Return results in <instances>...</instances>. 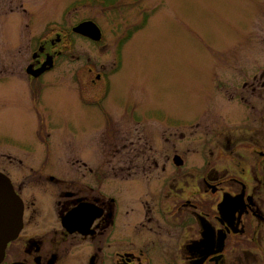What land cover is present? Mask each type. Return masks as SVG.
Listing matches in <instances>:
<instances>
[{"label":"rangeland","instance_id":"1","mask_svg":"<svg viewBox=\"0 0 264 264\" xmlns=\"http://www.w3.org/2000/svg\"><path fill=\"white\" fill-rule=\"evenodd\" d=\"M102 2L0 0V171L23 186L28 201L38 196L47 213L54 212L53 195L39 189L46 185L40 171L28 168L66 171L74 152L87 160L79 149L86 145L94 149L95 163L105 162L106 125L100 119L107 112L111 130L130 126L122 112L141 119L143 138H149L153 114L159 161L167 150V124L185 123L180 127L194 147L202 133L237 132L261 115L260 101L243 85L246 70L264 64V0ZM87 19L101 27V42L72 31ZM41 35L61 40V54L53 70L33 82L24 67ZM110 69L116 75L99 102L106 88L92 78Z\"/></svg>","mask_w":264,"mask_h":264},{"label":"flooded vegetation","instance_id":"2","mask_svg":"<svg viewBox=\"0 0 264 264\" xmlns=\"http://www.w3.org/2000/svg\"><path fill=\"white\" fill-rule=\"evenodd\" d=\"M60 41L37 38L24 67L29 81L43 80L53 70ZM50 56V69L38 76L29 72ZM111 71L92 78L106 88L99 102L110 93L116 75ZM246 71L243 86L260 101L261 115L237 132L208 131L190 147L180 127L185 123L167 124V150L159 161L153 114L149 138H143L141 119L122 112L130 126L114 131L107 112L106 120L100 119L106 125L105 162L95 163L94 149L86 145L79 149L87 160L74 152L66 171L27 167L40 171L46 185L39 189L53 195V213L40 209L38 196L28 201L23 186L4 171L23 199L24 214L23 228L0 264H264V64ZM142 156L146 162H138Z\"/></svg>","mask_w":264,"mask_h":264},{"label":"water","instance_id":"3","mask_svg":"<svg viewBox=\"0 0 264 264\" xmlns=\"http://www.w3.org/2000/svg\"><path fill=\"white\" fill-rule=\"evenodd\" d=\"M73 31L87 36L95 41L102 39V30L93 20H86L73 28ZM53 66L50 56L42 67L31 71L38 76ZM24 203L16 192L11 179L0 171V262L4 257L7 244L15 239L23 227Z\"/></svg>","mask_w":264,"mask_h":264},{"label":"trees","instance_id":"4","mask_svg":"<svg viewBox=\"0 0 264 264\" xmlns=\"http://www.w3.org/2000/svg\"><path fill=\"white\" fill-rule=\"evenodd\" d=\"M114 1L115 0H103L102 4L105 6V5L113 3Z\"/></svg>","mask_w":264,"mask_h":264}]
</instances>
